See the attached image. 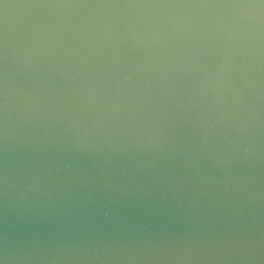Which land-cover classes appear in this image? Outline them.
Instances as JSON below:
<instances>
[{
  "label": "clouds",
  "instance_id": "9594fccd",
  "mask_svg": "<svg viewBox=\"0 0 264 264\" xmlns=\"http://www.w3.org/2000/svg\"><path fill=\"white\" fill-rule=\"evenodd\" d=\"M0 264H264V0H0Z\"/></svg>",
  "mask_w": 264,
  "mask_h": 264
}]
</instances>
